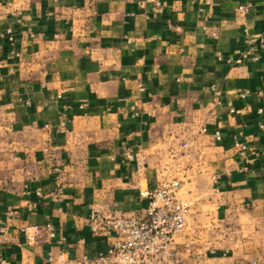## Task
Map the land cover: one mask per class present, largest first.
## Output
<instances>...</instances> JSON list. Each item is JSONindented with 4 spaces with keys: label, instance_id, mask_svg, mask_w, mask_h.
<instances>
[{
    "label": "crops",
    "instance_id": "1",
    "mask_svg": "<svg viewBox=\"0 0 264 264\" xmlns=\"http://www.w3.org/2000/svg\"><path fill=\"white\" fill-rule=\"evenodd\" d=\"M263 89L260 0H0V264L93 256L90 207L140 213L170 179L196 231L177 264H264V156L234 147L264 144ZM47 222L28 245L20 228Z\"/></svg>",
    "mask_w": 264,
    "mask_h": 264
},
{
    "label": "built area",
    "instance_id": "2",
    "mask_svg": "<svg viewBox=\"0 0 264 264\" xmlns=\"http://www.w3.org/2000/svg\"><path fill=\"white\" fill-rule=\"evenodd\" d=\"M101 1V0H96ZM210 3L211 0H205ZM264 12V0H260ZM252 3L239 4L237 8L243 12L251 9ZM6 40L10 45L14 42L13 33L10 28L5 31ZM248 44L252 43L251 38H247ZM256 61L259 54L250 48L241 59ZM264 92V89H263ZM245 93H248L246 91ZM28 104V102L26 101ZM259 113H264L260 107ZM264 125L260 124L262 128ZM215 141L221 140L219 132L213 134ZM184 148L187 142L182 144ZM234 147L236 154L245 163L251 161L248 155L264 156V144L250 148L244 141L235 138ZM134 155L129 148L123 151V160L131 161ZM138 167L140 163L137 162ZM54 172L59 175L60 169L54 167ZM180 182L177 179L163 180L153 188L140 191V196L148 199L147 206L140 213L135 215H104L98 210L90 207L87 218L88 227L92 235L104 237L107 245L104 250L98 251L93 256L81 255L75 259L76 264H177L179 254L177 249V239L184 233L186 228V216L189 213L190 205L178 197ZM8 215L15 213L8 208ZM6 231L5 226H0V235ZM24 234L28 245L34 244L37 240L46 235L49 240L55 238V227L52 223L43 225L28 224L20 228ZM184 250L191 251V244L184 243ZM214 253V250H210ZM48 264H67L70 259L63 249L57 251L48 250L46 254Z\"/></svg>",
    "mask_w": 264,
    "mask_h": 264
},
{
    "label": "rangeland",
    "instance_id": "3",
    "mask_svg": "<svg viewBox=\"0 0 264 264\" xmlns=\"http://www.w3.org/2000/svg\"><path fill=\"white\" fill-rule=\"evenodd\" d=\"M188 214H189V213H188ZM134 215H135V214H134ZM186 217H187V216H186ZM186 228H187V225H186ZM186 228H185L184 231H186V230L189 231V232L193 235V237H195L194 234H196V231L193 230V232H192L191 229H188V228L186 229ZM183 234H184V233H183ZM183 234L181 235L182 238H184V237H183V236H184ZM226 236H227V235H226ZM183 240H184V239H183ZM188 241H189V240H188ZM188 241L181 242V243L177 241V249H178L179 257H180V253H182V252L185 251V250H184V243H186V242H188ZM189 243H190V242H189Z\"/></svg>",
    "mask_w": 264,
    "mask_h": 264
}]
</instances>
